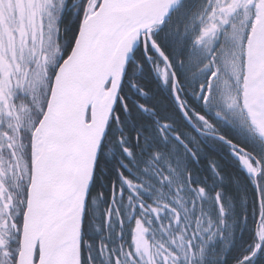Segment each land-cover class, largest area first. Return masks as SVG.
Wrapping results in <instances>:
<instances>
[{
    "label": "snow or ice",
    "instance_id": "snow-or-ice-1",
    "mask_svg": "<svg viewBox=\"0 0 264 264\" xmlns=\"http://www.w3.org/2000/svg\"><path fill=\"white\" fill-rule=\"evenodd\" d=\"M0 264H264V0H0Z\"/></svg>",
    "mask_w": 264,
    "mask_h": 264
}]
</instances>
